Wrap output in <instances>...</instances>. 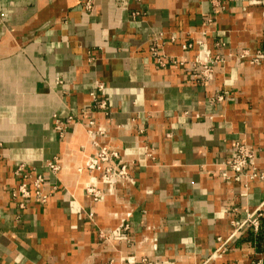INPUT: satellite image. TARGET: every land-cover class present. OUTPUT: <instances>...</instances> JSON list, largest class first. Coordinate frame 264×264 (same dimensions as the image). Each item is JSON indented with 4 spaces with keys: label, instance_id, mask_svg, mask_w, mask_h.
<instances>
[{
    "label": "crops",
    "instance_id": "1",
    "mask_svg": "<svg viewBox=\"0 0 264 264\" xmlns=\"http://www.w3.org/2000/svg\"><path fill=\"white\" fill-rule=\"evenodd\" d=\"M87 1L0 0V264H202L225 240L208 264H264V179L224 176L240 140L264 173V0ZM203 45L221 59L198 84ZM103 146L128 176L95 200L79 169ZM20 162L56 186L44 204L16 207Z\"/></svg>",
    "mask_w": 264,
    "mask_h": 264
},
{
    "label": "built area",
    "instance_id": "2",
    "mask_svg": "<svg viewBox=\"0 0 264 264\" xmlns=\"http://www.w3.org/2000/svg\"><path fill=\"white\" fill-rule=\"evenodd\" d=\"M91 7L92 2L91 0H88L86 2V9H90ZM132 17L134 19L138 18L139 13H132ZM158 40L159 37L155 38L153 41L151 48L152 53L158 57L160 63L166 64L165 56L158 53ZM192 46L193 43L189 42L184 44L183 48L189 49ZM245 56L246 53L241 55V57ZM263 57L264 52L258 51L257 54L251 58L254 63H257L261 61ZM220 59L221 58L219 56H213L210 49L203 45L193 60L192 81L198 84L208 82L212 78L214 68ZM179 63L183 65L185 62L180 61ZM105 92L106 84L102 80H96L91 96L96 103L95 106L108 112L109 105ZM222 97L223 96L220 95L218 100H221ZM72 120V116L68 117V119H62L55 116V129L58 131L60 137H64L66 135L68 132V126L72 123ZM89 133L103 135L105 130L103 128H99L96 132L89 131ZM225 165L227 170L232 172V174H229L228 172L224 173V176L227 179L233 178L236 181H241L243 178L246 180L264 179V173L258 174L256 172L257 166L254 150L242 140L235 143L232 154L226 161ZM44 166L51 173H57L60 170L59 161L56 159L47 161ZM79 170L98 173V176L86 185L87 192L93 195L95 200H101L103 198V194L98 186L99 183L109 184L128 176L126 162L120 159V155L117 150H110L107 146L100 147L93 154H85L84 162ZM15 175L18 179V184L12 190L11 194L12 200L19 209L28 208V205L32 200L37 201L39 204H44L51 192L56 188L52 182H49L45 174L35 171L24 162H20L16 165ZM262 210L263 209L261 207L258 208V210L254 212L248 220L239 224V228L257 226V217L260 215ZM228 243L229 240L222 241L221 245L215 250V252L202 264H208L210 259L221 256L227 250Z\"/></svg>",
    "mask_w": 264,
    "mask_h": 264
}]
</instances>
